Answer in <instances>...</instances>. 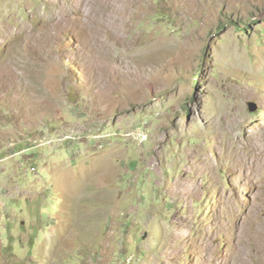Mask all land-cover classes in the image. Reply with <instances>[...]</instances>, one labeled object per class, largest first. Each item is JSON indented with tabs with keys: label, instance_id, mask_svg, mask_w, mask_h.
Listing matches in <instances>:
<instances>
[{
	"label": "rangeland",
	"instance_id": "1",
	"mask_svg": "<svg viewBox=\"0 0 264 264\" xmlns=\"http://www.w3.org/2000/svg\"><path fill=\"white\" fill-rule=\"evenodd\" d=\"M68 1L0 0V264L232 253L219 195L264 219V188L231 183L209 121L264 124V0Z\"/></svg>",
	"mask_w": 264,
	"mask_h": 264
},
{
	"label": "bare ground",
	"instance_id": "2",
	"mask_svg": "<svg viewBox=\"0 0 264 264\" xmlns=\"http://www.w3.org/2000/svg\"><path fill=\"white\" fill-rule=\"evenodd\" d=\"M83 1L84 0H70V1H68V3L70 5H73L76 7L78 6V7L82 8L81 3H83ZM92 2H94V1H92ZM95 2H96V0H95ZM86 3H84L85 4L84 8H86ZM110 3H112V2H110ZM101 4H103V3H101ZM60 6H62L65 9L66 4L63 5V3H62V5H60ZM89 6H92V5H89ZM112 6H114V5L111 4V7ZM53 7H54V5H53ZM78 7L75 9H78ZM88 8H86V9H88ZM99 8H98V10H100ZM31 9L32 8H30L29 10L27 9L29 14H31V11H33ZM89 10H90V12H93L94 9L90 8ZM98 10H95V11H98ZM52 11H53V9H52ZM80 11H81V9H80ZM82 11H83V9H82ZM50 13H52V12H50ZM39 14H41V13H39ZM57 14L60 15V13H57ZM53 17H55V15ZM44 18H46V17H44ZM49 20H47V21L41 20V21H39V25H46L47 22H49ZM95 20H97V19H95ZM261 65H263V67H264V64H261ZM248 67H249V65H248ZM248 67L246 66V68H248ZM261 68L262 67H260V66L251 67V69H253V70H256V69L258 70ZM246 92L247 91H244V93H246ZM238 93H241V92H238ZM221 110H223V109H221ZM220 112L218 111L217 114L215 116H213L214 119L210 117L211 119L209 121L210 126L212 128H215V133L220 134L218 141H216L217 145L218 146H227L226 143H228L229 140H231V142H229V144L233 143L234 146H232V147H234V148L237 147L239 149V150H235L233 153L229 154L228 157H226V160H222L224 158L219 156L221 159L220 160L221 163H224V161H226V166H227L226 168H227V172L230 174L231 183L245 182V183H248L251 185H257L260 188H264V124L258 123V124H256L255 127L253 126L252 131L250 132V135L248 134L249 138L247 141H240V139L236 138V137H234V139L232 140L230 136H232L233 125L237 121L233 120L234 118L232 119L230 117V115L229 116H222V113H220ZM229 118L231 119V121ZM238 123H239V121H238ZM248 135H246V136H248ZM226 137H230V138H228V141H225ZM229 149H232V148H229ZM208 176H209V180L211 182L212 188L217 189V190L220 189L219 183L217 181V178L214 174V170L212 167L208 168ZM193 186L191 187V189L195 190V188ZM192 192H194V191H192ZM219 199H220L219 200L220 205H219V208L217 209V213L219 210L223 211L222 210L223 206L228 205L226 210L223 212H228L229 208H231L232 215H235V221H232L230 223L228 220L221 222L220 218L217 214L216 218L212 221L213 223L211 222L212 225L211 226L209 225V226L213 228L214 235H217V234L226 235L227 234L226 231L229 230L228 224H231V225L233 224V228H232L230 235H229V238L227 240V242H229V246L233 247V250L228 248L229 250L232 251V253H228L227 250L224 253L221 252V254L219 256V257H221L220 259H219V257L217 259H210L207 256H204V253H202L203 254L202 259L204 260V262L205 263L208 262V264H264V248L262 247V243L264 242V219L261 218L262 215L259 216L257 213L256 215L250 216V215H252V213L250 212L251 210L249 211V209H251L250 207L247 208L244 205H240V204H231V203L229 204V200H228L226 193L219 195ZM238 206H240V207L238 208ZM253 209H255V208H253ZM262 209L264 210V208H262ZM241 211H242V214L244 213L246 215H249L250 217L246 218V216H244V215H243L244 217H242ZM256 211H257V209H256ZM262 213H264V212L262 211ZM240 216L242 218H240ZM204 232H205V234L202 235V238L203 237L204 238L201 242L200 247L206 248L208 245V241L210 242V239H212V238L208 235L210 233H206V231H204ZM252 260L254 263H252Z\"/></svg>",
	"mask_w": 264,
	"mask_h": 264
},
{
	"label": "water",
	"instance_id": "3",
	"mask_svg": "<svg viewBox=\"0 0 264 264\" xmlns=\"http://www.w3.org/2000/svg\"><path fill=\"white\" fill-rule=\"evenodd\" d=\"M248 106H249V111L250 112H255L256 109H257V106L255 105V103L249 102Z\"/></svg>",
	"mask_w": 264,
	"mask_h": 264
}]
</instances>
